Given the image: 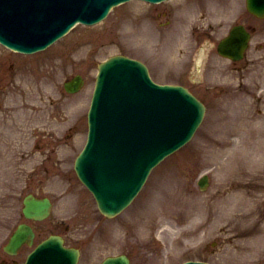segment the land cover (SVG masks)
Instances as JSON below:
<instances>
[{
	"label": "rangeland",
	"instance_id": "374dc122",
	"mask_svg": "<svg viewBox=\"0 0 264 264\" xmlns=\"http://www.w3.org/2000/svg\"><path fill=\"white\" fill-rule=\"evenodd\" d=\"M203 1L184 0L183 2L191 7ZM141 3L133 1V8L142 9ZM238 3H241L240 8L246 12L245 0L244 2L238 0ZM127 4L116 7L102 23L94 26L77 25L68 35L37 55L38 58L42 56L51 58L46 67L52 72L51 79L54 80V84H51V98L48 97L49 93L46 88L48 86L36 97L37 100L48 101L47 109L58 108L54 114L48 112L50 117L47 120H51V125L57 122L62 124L63 114L68 121H71L74 116L72 123L63 127L64 131L60 129V133L68 134L70 139L69 146L62 151L61 155L65 158L66 170L63 178L53 176V171L51 172L52 177L48 178L46 168L31 172L32 167L23 169L22 164L18 163L13 167L15 172L0 176L2 182L6 180L10 182L7 188L8 198H0V261L4 254L3 245L10 232L18 223L25 221L22 214L23 196L32 191L49 194L52 193L50 189L54 190L55 187L64 185L70 188L69 200H55L53 212L48 219L28 222L32 223L37 230L36 242L51 233L65 235L68 243L80 247L81 264H97L104 256L119 253H127L131 257L132 264H179L190 259L206 260L212 264L253 262L248 261L245 255H252L264 246L262 243L259 244V240L264 238V219H258L254 214L255 199L247 196L241 183L242 166L247 167V163L244 164L245 159L237 164L239 174L236 181L228 180L224 191L216 190L217 174L215 172L220 171L216 167L232 164H226L223 161L227 155L224 152L232 147L231 139L224 145L221 144L220 139L236 130L240 131H236L232 137L241 138V135H247L245 132L250 126L247 124L252 122L247 118L252 116L259 120V126H264V104L255 105L256 102L253 103L250 96L242 94L238 76H227L226 80L230 81L228 87H222L227 83L217 82L216 84L219 85L212 88L210 92H208V87L203 88L199 85L193 87L207 105L202 125L186 146L152 171L140 194L120 215L109 219L102 215L93 196L76 176L73 167L74 159L86 139L87 110L98 72V63L116 53L144 57L153 64L163 61L164 54L170 58L188 59L187 55L182 54L181 48L172 49L166 53L164 48L150 47L149 42L144 45L141 33L137 37L134 34L131 40L129 38L127 40L130 33L128 26L124 25L129 9ZM142 4L145 6V3ZM181 6L178 5V7ZM184 11L180 8L177 10L178 13ZM242 19L247 22L252 21L246 14ZM163 45L166 46V44ZM203 50L208 51V39L201 40L196 52L189 59L195 57V62H197ZM0 53L12 54L14 52L0 45ZM178 66L182 65L178 64ZM9 67L11 70L14 69L11 65ZM199 68L200 71L204 70L203 65ZM161 69L164 76L169 67L165 66ZM77 73L84 76L85 86L80 92L70 94L65 91L63 83ZM206 73L208 77V70ZM156 76L160 78V75ZM257 79L255 78L254 81L256 82ZM13 97L17 100L19 108L27 111L33 108L28 104L30 103L28 91L9 93V99ZM258 110L260 113L257 114ZM14 111L17 115L15 117L17 123L14 127L18 130L19 122L21 126L26 127L24 124L28 121H20L21 110L15 109ZM42 126L44 127L43 123ZM53 130L54 128L51 132L55 133ZM20 131H23V128ZM35 132L38 133V129H35ZM255 137H257L256 140L264 141L262 136ZM246 143L248 145L250 142ZM258 143L259 141H256L255 145ZM218 148L224 149L216 151ZM244 148L246 147L241 144L243 152ZM218 152H221V156L214 158ZM248 157L252 159L251 154ZM2 162L3 160L0 159V170L4 166ZM7 165L5 163V171L10 170ZM203 173H208L211 177V185L205 191L197 186V178ZM18 174H21L20 183L16 185L15 179ZM235 186L239 191L242 189L245 192L244 197L241 195L245 201L244 204L246 203L245 206L244 204L241 206L243 215L240 217V204L236 216L230 217L227 221L221 220L220 215L209 213L206 209L208 204H213L220 193L226 194ZM167 187L177 195L178 201L174 207L184 217L176 214L171 220L180 221V228L192 227L194 231L191 234L179 232L177 224L174 227L175 232L170 235L165 229L166 223H163L161 216L156 213L158 200L166 198ZM248 202L249 205H247ZM244 218H246L249 233L262 231V237L252 238L253 236L246 232L242 233V219ZM110 234L112 236H109ZM27 250L29 248L16 257L19 263H22Z\"/></svg>",
	"mask_w": 264,
	"mask_h": 264
},
{
	"label": "bare ground",
	"instance_id": "6f19581e",
	"mask_svg": "<svg viewBox=\"0 0 264 264\" xmlns=\"http://www.w3.org/2000/svg\"><path fill=\"white\" fill-rule=\"evenodd\" d=\"M195 16L196 14L192 12L188 16V21L193 20ZM24 73L28 77H31V79H34L32 72L20 71L21 75ZM46 81H48V79H43V82H46ZM53 84H54V80L52 79V85ZM238 146H239V142H238ZM217 156L220 157L221 152H218L216 155H214V158H216ZM237 157H238L237 154L233 155L232 159L228 162V164L232 163L231 165L224 166V167L218 166V169H220V171L216 172L218 174L216 190L224 191L226 188V185L228 184V180H231L232 182L236 181V178L238 175L237 167L235 165L238 163ZM0 190H1V186H0ZM166 191H167L166 198L162 200L159 199L157 208H156V213L161 216V220L163 221V223H166L165 229L169 231L168 233L170 235H172L175 232L174 227H176L178 224L177 229L179 232H181L182 234L184 233L191 234L194 231L192 227H187V229L180 228L179 227L180 222L176 220H171L174 218V215L178 214V212L175 210V207H174V204L178 201V197L176 194L172 193L168 187L166 188ZM241 203H242L241 192L235 186L231 188L229 192L226 194L220 193L216 197L214 203L208 204V207H206V209L208 210L209 213H213V215H216V216L220 215L219 218L221 220L227 221L230 217L234 215L236 216V213L238 211V206L240 204V207H241ZM179 215L182 216L181 212L179 213Z\"/></svg>",
	"mask_w": 264,
	"mask_h": 264
},
{
	"label": "water",
	"instance_id": "95a60500",
	"mask_svg": "<svg viewBox=\"0 0 264 264\" xmlns=\"http://www.w3.org/2000/svg\"><path fill=\"white\" fill-rule=\"evenodd\" d=\"M71 85H72V84H68V87H70ZM121 175H122V174H120V176H121ZM138 185H139V184H137V185H135V186L133 187V184H132L131 187L128 188V189L124 192V194H127V198H129V197L131 196L132 191H134V189H136ZM100 204H101V203H100ZM101 206H102V205H101ZM102 208H103V207H102ZM36 210H37V209H36ZM103 211L106 212V213H108V214H113V211L108 210V209H105V208H103ZM36 213H41V211L33 212L34 215H36ZM42 213H45V212H42ZM54 238H57L56 240H58L60 244H63V240H62L60 237H54ZM19 239H20V235H17L16 237L14 236V238L12 239V241H13V243H17V242L19 241ZM47 247H48V246H45V247L41 248L40 251H43V250L47 249ZM123 258L126 260V262H127V264H128V260H127L125 257H123ZM37 261H38V259L35 257V258H34V263H36ZM108 263H110V264H124L125 262H124V261H119V260H110L109 262H106L105 264H108ZM189 264H205V263L193 262V263H189Z\"/></svg>",
	"mask_w": 264,
	"mask_h": 264
}]
</instances>
